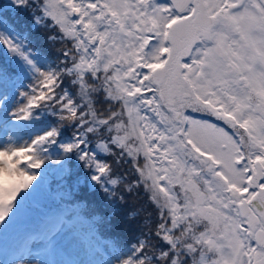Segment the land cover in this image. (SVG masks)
<instances>
[{
    "label": "snow or ice",
    "instance_id": "obj_1",
    "mask_svg": "<svg viewBox=\"0 0 264 264\" xmlns=\"http://www.w3.org/2000/svg\"><path fill=\"white\" fill-rule=\"evenodd\" d=\"M0 52V264H264V0H8Z\"/></svg>",
    "mask_w": 264,
    "mask_h": 264
},
{
    "label": "trees",
    "instance_id": "obj_2",
    "mask_svg": "<svg viewBox=\"0 0 264 264\" xmlns=\"http://www.w3.org/2000/svg\"><path fill=\"white\" fill-rule=\"evenodd\" d=\"M8 3V1H6ZM4 0H0V7L6 5ZM23 20V17H19ZM34 40L37 47L43 51H51L50 46L44 41L43 32L35 33ZM3 53L0 52V55ZM119 175H124L122 171L118 172ZM130 178V177H129ZM52 189L55 192V184H52ZM117 193L124 192L123 185H118L116 188ZM127 203H121L117 198L115 201H110L105 198L104 194L99 189L90 190L85 185H81L79 190H74L68 194L67 199L71 201L78 200L80 204L83 203V212L87 215H97L96 227L102 233L108 235H122L126 229V224L130 221H135L137 217H129L127 214L133 212L138 208H148L146 194L141 190L138 198L127 197ZM150 210V209H148ZM145 213L141 212L140 218ZM111 221V224L108 221ZM131 238V237H130Z\"/></svg>",
    "mask_w": 264,
    "mask_h": 264
},
{
    "label": "rangeland",
    "instance_id": "obj_3",
    "mask_svg": "<svg viewBox=\"0 0 264 264\" xmlns=\"http://www.w3.org/2000/svg\"><path fill=\"white\" fill-rule=\"evenodd\" d=\"M6 1H7V0H4V2H5V3H6ZM6 4H7V3H6ZM84 227H85V229H86V227H87V226H86V225H84Z\"/></svg>",
    "mask_w": 264,
    "mask_h": 264
}]
</instances>
